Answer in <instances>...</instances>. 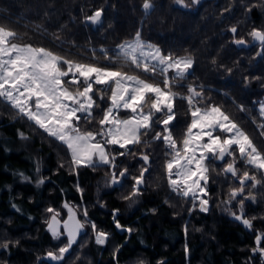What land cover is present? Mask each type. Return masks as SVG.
Masks as SVG:
<instances>
[{
	"label": "trees",
	"instance_id": "1",
	"mask_svg": "<svg viewBox=\"0 0 264 264\" xmlns=\"http://www.w3.org/2000/svg\"><path fill=\"white\" fill-rule=\"evenodd\" d=\"M143 2L0 0V17H8L7 20L0 19V26L16 31L18 38L15 41L45 47L81 62H93L91 53L85 49H112L117 43L132 38L140 29L142 38L158 44L162 51L176 56L190 54L195 60L194 77L184 82L185 87H176L174 91L187 95V84L204 85L210 89L205 96L220 105L258 147H264V138L259 137L256 130V124L264 122V118L258 116V106L253 104V101L264 97V59L255 57L259 45L247 36L253 26L252 21L256 27H264V11L253 10L246 20L239 0H201L198 5L185 0L187 8L176 5L175 0H149L153 8L146 14ZM230 4L233 5L232 15H222L223 9ZM100 7L105 10L102 26L84 23L85 16ZM36 25H43L47 33L38 31ZM233 25L240 29V36L250 41L249 47L240 48L231 43L233 37L227 29ZM62 26L63 30L59 33L61 39L74 40L78 47L70 43L62 48L56 46L51 33ZM95 62L107 63L99 53ZM225 68H232V73L228 74ZM136 73L141 74L139 70ZM244 77L250 81L247 87L243 83ZM239 105L250 111L241 112ZM176 113L173 134L179 144L190 121L186 101H176ZM252 117H256V124ZM18 129L29 137L27 141L17 136ZM158 143L152 145L151 175L146 190L132 204L124 199L132 191L131 178L124 179L122 185L108 187L106 184L111 176L107 166L96 170L80 168L78 176L70 175V154L58 142L34 131L26 119L18 118L14 111L0 105V238L20 241L19 246L11 248L9 254L0 255V261L38 264L37 257L43 258L46 252L55 251L66 237L56 241L46 231L44 222L50 214L45 209L51 206L60 210V217L63 218L66 210L61 206L69 202L73 206L82 203L88 210L89 218L96 222L99 229L110 232L111 236L105 245H97L91 228L86 226L64 264H138L140 260L145 264H157L161 260L165 264H246L250 249L255 246L254 236L264 232V220L257 219L253 222V229H245L229 214V210L236 209L221 203L227 199L230 186H236L234 181L230 185V181L221 174L224 162L215 161L209 166V212L196 210L189 214L191 203L171 193L167 187L163 167L166 158L163 146H156ZM141 150L146 149L137 146L136 156L118 160V163L122 161L121 168L128 167L132 176L139 175L141 161L138 154ZM36 161L40 163V175L49 179L40 187H36L34 182L21 183L16 175L20 172L32 176L35 181ZM61 163L65 167L60 168ZM238 167L246 170L242 162H238ZM77 180L84 189L82 201L74 187ZM12 203L22 211H15ZM101 204L104 207H100ZM152 208L156 209L155 213L149 211ZM113 209H119L120 223L133 229L130 234L114 227ZM77 214L83 218L79 208ZM246 215L249 218L264 215V202L248 204ZM81 244L83 247H80ZM117 246L122 247L114 260L113 251ZM77 255L79 260L75 259ZM42 264L56 262L45 259Z\"/></svg>",
	"mask_w": 264,
	"mask_h": 264
},
{
	"label": "snow or ice",
	"instance_id": "2",
	"mask_svg": "<svg viewBox=\"0 0 264 264\" xmlns=\"http://www.w3.org/2000/svg\"><path fill=\"white\" fill-rule=\"evenodd\" d=\"M175 3L188 7L185 0H175ZM191 3L198 5L201 0H191ZM239 7L247 20L253 10L264 11V0H239ZM142 8L147 14L153 4L144 0ZM104 11L103 7L96 8L85 16L84 23L102 26ZM224 13L231 16L233 5L225 7L222 15ZM0 19L7 20L8 17ZM251 23L253 26L247 36L259 45L255 57L264 59V27L254 26V21ZM35 27L44 33L48 31L43 25ZM62 30L63 26L51 33L56 46L62 48L70 43L78 47L74 40L61 39L59 33ZM227 31L232 34L231 43L237 47L250 46V41L240 36L238 26L233 25ZM17 38L16 31L0 26V105L14 111L18 118L26 119L41 136L58 142L70 154V175L78 176L80 168L96 170L107 166L111 179L106 186L122 185L124 179L131 178L132 191L124 199L135 204L136 198L146 190L151 175L152 145L159 142L156 146H163L166 158L163 167L167 187L171 193L191 203L189 214L196 210L209 212V166L215 161H222L221 174L230 181V185L234 181L236 186H230L227 199L221 203L236 209L229 210V214L245 229H253V222L257 219L264 220V215L251 218L246 215L248 204L264 202V147H258L220 105L205 96L210 89L204 85L187 84V95L173 90L185 87L184 82L194 77L195 60L190 54L176 56L172 52H164L158 45L145 41L140 29L131 39L117 43L112 49H85L91 53L93 62H79L45 47L14 42ZM97 53L107 63L95 62ZM212 63L215 65V59ZM220 67L224 68L223 65ZM137 70L143 78L141 74H129V71ZM224 70L228 74L233 71L232 68ZM253 79L259 80L260 77ZM249 82V78L244 77L245 87ZM177 100L186 101L190 113V121L179 144L173 134ZM253 104L258 106V116L264 118V100L253 101ZM238 108L241 112L250 111L244 105ZM252 121L256 124V117H252ZM256 130L259 137L264 138V122L256 124ZM16 134L21 140L29 139L19 129ZM137 146L146 150L139 151V175L132 176L128 167L121 168L122 161L118 163V160L136 156ZM238 162H242L246 170L242 171ZM59 167L65 165L61 163ZM34 168L35 181L23 172L16 175L21 183L34 182L36 187H40L49 178L40 175L39 161L34 163ZM74 187L82 201L84 189L78 180ZM11 207L17 212L22 211L15 203ZM61 207L67 210V219L61 220L60 210L49 206L45 212L51 215L44 223L54 240L61 241L62 237H66V243L58 246L56 251L46 252L43 258L37 257L38 264L45 259L64 264L86 226L91 228L97 245H105L111 236L110 232L99 229L96 222L89 218L88 210L82 203L73 206L65 202ZM77 208L82 212L83 220L77 218ZM149 211L155 213L156 209ZM111 216L118 231L129 234L133 231L120 223L119 209H113ZM19 244V240L0 238V255L9 254L11 248ZM254 245L246 264H264V232L254 236ZM121 247L114 249V260ZM185 251L187 253V246ZM75 259L79 260V255ZM0 264H9V261L3 260ZM138 264L145 262L140 260ZM157 264L165 262L161 260Z\"/></svg>",
	"mask_w": 264,
	"mask_h": 264
},
{
	"label": "rangeland",
	"instance_id": "3",
	"mask_svg": "<svg viewBox=\"0 0 264 264\" xmlns=\"http://www.w3.org/2000/svg\"><path fill=\"white\" fill-rule=\"evenodd\" d=\"M129 39H131V38H129ZM125 40H128V39H125ZM125 40H123V41H125ZM145 41H148V40H145ZM14 42H17V43H22V42H18V41H14ZM122 42V41H121ZM148 42H151V41H148ZM120 43V42H119ZM152 44H155V45H158V44H156V43H154V42H151ZM34 46V45H33ZM116 46V45H115ZM159 46V45H158ZM35 47H40V46H35ZM160 47V46H159ZM181 56H185V55H181ZM77 61V60H76ZM79 62H81V61H79ZM129 74H138V73H136V72H132V71H129ZM142 75V74H141ZM170 75H171V73H170ZM142 78H143V75H142ZM261 100H264V97L261 99ZM244 130V129H243ZM175 178V177H174ZM65 203V202H64ZM72 205V204H71ZM66 210V209H65ZM51 215V214H50ZM50 215H49V217H50ZM66 216H67V210L65 211V216L63 217V218H61L60 217V219L61 220H64L65 218H66ZM77 217H78V219H81V220H83V218H81L78 214H77ZM86 229V228H85ZM64 243H66V240H65V242ZM63 244H61L60 246H62ZM56 251V250H55ZM53 262V261H52Z\"/></svg>",
	"mask_w": 264,
	"mask_h": 264
},
{
	"label": "water",
	"instance_id": "4",
	"mask_svg": "<svg viewBox=\"0 0 264 264\" xmlns=\"http://www.w3.org/2000/svg\"><path fill=\"white\" fill-rule=\"evenodd\" d=\"M255 43V42H254ZM251 44V43H250ZM78 218V217H77ZM65 219H67V216H66V218ZM83 233V232H82Z\"/></svg>",
	"mask_w": 264,
	"mask_h": 264
}]
</instances>
